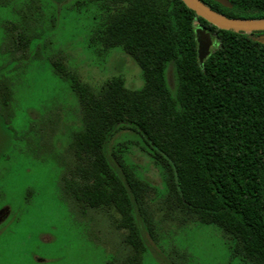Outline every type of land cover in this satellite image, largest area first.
Segmentation results:
<instances>
[{"label": "trees", "instance_id": "obj_1", "mask_svg": "<svg viewBox=\"0 0 264 264\" xmlns=\"http://www.w3.org/2000/svg\"><path fill=\"white\" fill-rule=\"evenodd\" d=\"M94 1L99 21L90 40L122 49L139 66L143 84L128 88L116 74L93 88L52 61L76 94L82 118V127L56 156L63 198L77 211L87 206L112 213L116 226L128 229L131 255L106 264H140L146 248L141 226L153 233L155 213L147 203L152 188L121 154L107 151L116 132L129 130L161 167V217L213 224L233 256L264 264V30L219 28L182 0ZM201 1L227 17L264 18V0H229L231 7ZM198 24L214 36L202 62ZM30 39L18 35L24 46ZM169 65L174 90L167 81ZM10 99L7 81L0 78L1 106Z\"/></svg>", "mask_w": 264, "mask_h": 264}, {"label": "rangeland", "instance_id": "obj_2", "mask_svg": "<svg viewBox=\"0 0 264 264\" xmlns=\"http://www.w3.org/2000/svg\"><path fill=\"white\" fill-rule=\"evenodd\" d=\"M98 21L94 0H0V78L11 98L9 106L0 104V204L11 211L0 235V264H106L131 255L128 229L116 226L112 213L87 206L77 211L59 189L63 168L56 156L82 118L76 94L52 61L93 88L116 74L128 88L143 84L139 66L122 49L90 40ZM21 33L31 37L26 46L18 41ZM166 76L174 90L172 65ZM111 150L152 188L153 233L141 226L146 248L140 264H247L232 255L217 226L160 216L161 167L137 134L116 132Z\"/></svg>", "mask_w": 264, "mask_h": 264}, {"label": "water", "instance_id": "obj_3", "mask_svg": "<svg viewBox=\"0 0 264 264\" xmlns=\"http://www.w3.org/2000/svg\"><path fill=\"white\" fill-rule=\"evenodd\" d=\"M188 7L193 9L199 16L203 17L210 23L219 28L231 29L235 31H262L264 30V18L261 19H238L222 15L215 10L211 9L201 0H182ZM220 4L231 7L229 0H214ZM195 39L197 42V57L202 62L211 52V47L214 45L213 34L205 27L196 25ZM264 37V36H263Z\"/></svg>", "mask_w": 264, "mask_h": 264}, {"label": "flooded vegetation", "instance_id": "obj_4", "mask_svg": "<svg viewBox=\"0 0 264 264\" xmlns=\"http://www.w3.org/2000/svg\"><path fill=\"white\" fill-rule=\"evenodd\" d=\"M10 213L9 204H0V235L3 234V231L10 224V222H6Z\"/></svg>", "mask_w": 264, "mask_h": 264}]
</instances>
